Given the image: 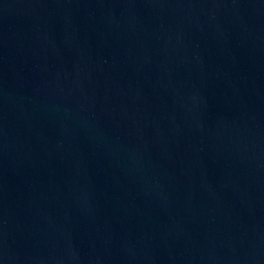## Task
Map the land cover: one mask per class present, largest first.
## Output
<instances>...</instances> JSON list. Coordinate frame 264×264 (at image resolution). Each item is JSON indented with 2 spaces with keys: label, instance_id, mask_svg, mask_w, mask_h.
Listing matches in <instances>:
<instances>
[{
  "label": "water",
  "instance_id": "water-1",
  "mask_svg": "<svg viewBox=\"0 0 264 264\" xmlns=\"http://www.w3.org/2000/svg\"><path fill=\"white\" fill-rule=\"evenodd\" d=\"M0 264H264V0H0Z\"/></svg>",
  "mask_w": 264,
  "mask_h": 264
}]
</instances>
